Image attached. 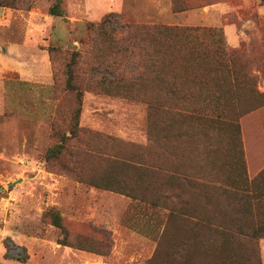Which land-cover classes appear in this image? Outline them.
<instances>
[{
  "label": "rangeland",
  "instance_id": "obj_1",
  "mask_svg": "<svg viewBox=\"0 0 264 264\" xmlns=\"http://www.w3.org/2000/svg\"><path fill=\"white\" fill-rule=\"evenodd\" d=\"M55 2L17 0L15 8L0 7V264H144L154 253L157 240L118 243L110 218L111 203L78 179L99 178L110 170L115 173L114 190L128 194L134 190L140 196L147 184L168 187L171 180L144 179L146 174L135 169L118 171L109 159L86 152L143 154L151 163L158 153L159 164L168 158L149 142L152 126L146 104L90 89L95 64L92 41L97 36L89 34L88 25L114 14L117 36L127 24L222 28L228 48L252 63L251 74L257 76V89L264 93V0H176L175 5L174 0H63L64 17H53L49 9ZM49 47L58 48L53 60ZM73 52L80 54L75 73L83 93L81 106L77 95L67 91ZM132 67L127 66L126 74ZM77 109H81L82 131L66 142L59 158L47 163L48 150L60 144ZM243 117L237 110L231 113L226 124L216 125L219 128L210 132L212 141L203 133L196 134L201 143L192 146L193 154L218 146L211 153L216 161L211 171L214 178H228L225 175L240 165ZM160 119L156 130L163 139L179 120L175 118L173 123L165 114ZM193 162L194 171L201 172L203 163ZM186 163L182 158L184 167H188ZM52 208L63 216L72 243H77L79 234L90 235L100 242H92V246L104 255L60 245L61 230L44 217ZM125 214L117 222L119 230L128 225L148 232L145 219L136 227ZM177 237H182L179 230ZM199 244L194 247L203 251L204 244ZM23 248L28 254L25 262Z\"/></svg>",
  "mask_w": 264,
  "mask_h": 264
},
{
  "label": "trees",
  "instance_id": "obj_2",
  "mask_svg": "<svg viewBox=\"0 0 264 264\" xmlns=\"http://www.w3.org/2000/svg\"><path fill=\"white\" fill-rule=\"evenodd\" d=\"M16 1L0 0V7L15 8ZM62 3L63 0H56L50 7L49 14L53 17H64ZM175 4L176 0H174ZM114 17L115 15L111 14L99 23L88 25L89 34L97 36V40L92 41L95 64L91 67L93 81L90 89L147 105L152 126V130L148 133L149 142L152 147L159 149V154L163 152L167 155L168 161L160 163L165 164L167 168L159 164L158 153H154L156 161L152 163L148 158H144L143 154L126 155L106 153L101 150L92 153L88 150L86 154L109 159L118 171L139 170L146 174L144 179L152 178L162 183H168V180H171L170 185H178L182 188L231 186L232 180L229 178H212L207 174L211 175V171H214L216 161L212 159L214 156L211 153H216L218 146L216 149L213 148V151L208 146V152L206 150L200 155L193 154L192 146L197 140H201L200 135H196L198 133L205 134L204 138L208 139V142L212 141L210 132L219 128L216 125L226 124L230 120V114L235 113L236 110L243 117L264 106V93L257 89V76L251 74L252 63L228 48L222 28L127 24L121 26L122 35L117 36ZM57 51V47H49L51 60ZM79 55L78 52H73L67 70V91L77 95V101L81 106L83 93L76 83L77 74L75 73ZM132 64V70L126 74L127 66ZM164 114L172 117L173 123L175 118L179 121L170 126L173 130L169 132L168 129L167 136L164 135L162 139V136H157L160 132H157L156 128L161 122L160 116ZM80 116L81 109H77L69 129L61 134L60 144L48 150L47 163L52 158H59L66 148V142L75 139L82 131ZM239 128V144L242 147L241 125ZM200 143L197 141L198 146ZM182 158H186L188 167L182 165ZM195 159H197L198 163L195 162L197 165L200 162L203 163L201 172L197 171V180L191 179V171L195 170L193 166ZM239 164L236 171L245 172L243 147L240 151ZM114 174L113 171L105 170L99 178L90 180L79 178L78 181L99 189L128 194L114 190L112 186ZM157 186L147 184L146 187ZM132 191V194L128 195L142 197V194L138 196L134 190ZM182 199L184 200V196ZM186 201H189V197ZM205 212L206 209L202 207L192 212L191 208L185 205L170 212L169 216L172 219L169 220L170 223L157 242L153 257L144 264H207L204 257H196L200 250L194 247L200 243L201 234L209 232L207 227L201 226L204 223ZM215 215L218 217L217 213ZM44 217H49L51 224L61 230L62 238L58 241L60 245L104 255L103 251L92 246V242H100L90 235L79 234L77 243H72L69 239L70 233L64 226L63 216L53 208L47 210ZM178 226H181L180 229ZM177 230L181 232L182 237H177ZM214 230L215 236L223 238L227 234L231 235L230 231L227 232L220 225H217ZM234 240L239 242L234 243ZM230 241L232 247L229 251L251 250L253 254L251 258L244 259L243 262L236 260L234 263L260 264L256 244L241 243L239 238ZM214 245L217 249L226 244ZM23 251L25 255L22 261L25 262L28 254L25 248ZM221 251L224 250L221 249ZM222 255L216 254V256ZM18 257L19 260L21 256ZM216 262L223 264L224 261L218 258Z\"/></svg>",
  "mask_w": 264,
  "mask_h": 264
},
{
  "label": "crops",
  "instance_id": "obj_3",
  "mask_svg": "<svg viewBox=\"0 0 264 264\" xmlns=\"http://www.w3.org/2000/svg\"><path fill=\"white\" fill-rule=\"evenodd\" d=\"M240 125L245 172L234 170L229 176L226 174L225 176L232 180L231 186L225 185L222 188L191 186L187 189L178 185L168 187L159 185L143 188L139 192L142 193L143 198L92 187L102 193H99L100 197L111 203L110 218L114 226L112 227L114 236L117 237L116 241L130 243L157 240L158 242L170 223L169 220L172 219L169 213L176 210L177 205L188 206L192 212L202 207L206 212L201 226L207 227L209 232L201 234L200 243L204 244L205 249L197 252L196 257H204L207 264H216L218 258L223 259V264H233L236 260L243 262L244 259L253 256L251 250L229 251L232 247L230 240L239 238L241 243H253L258 246L260 264H264V106L244 116ZM197 178V172L191 171V179L197 180ZM183 196L189 197V201L183 200ZM124 213L136 227L138 221L145 219L148 232L128 225H125L124 231L119 230L120 224L117 222L121 221ZM129 213L133 214L128 216ZM217 225L225 228L227 232L230 231L231 235L227 234L223 238L215 236L214 228ZM237 241L234 240V243ZM216 243L226 244L221 248L224 251L216 252L214 245ZM156 248L157 245L154 253ZM216 254L223 255L216 256ZM255 256H257L256 252Z\"/></svg>",
  "mask_w": 264,
  "mask_h": 264
}]
</instances>
